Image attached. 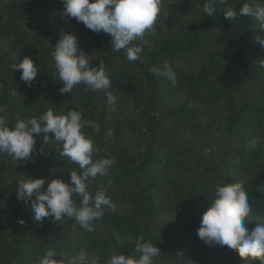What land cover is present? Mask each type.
<instances>
[{"label": "trees", "instance_id": "16d2710c", "mask_svg": "<svg viewBox=\"0 0 264 264\" xmlns=\"http://www.w3.org/2000/svg\"><path fill=\"white\" fill-rule=\"evenodd\" d=\"M245 2L226 0L210 16L203 11L205 0H161L155 32L133 41L143 49L141 63L128 61L124 50L113 51L110 34L62 15V0H0V117L11 129L17 114L29 119L48 109L65 115L78 110L82 119L97 123L98 132L81 129L100 149L93 159L115 163L106 176L88 182V191L103 190L116 205L91 222L93 231L72 218L35 221L30 204L17 198V182L43 178L44 191L51 179L68 182L70 171L81 170L60 155L53 134L47 144L34 134L30 160L0 154V264H38L49 249L58 264L81 251L99 256L101 264L114 253L138 259L140 236L161 249L154 264H191L188 247L205 244L197 230L223 183L243 185L251 207L248 231L264 224V48L256 43L264 29L250 16H223ZM63 33L75 35L89 67L103 63L114 105L82 83L60 93L63 82L54 78L50 53ZM25 57L37 67L31 86L20 70L11 71ZM165 63L177 74L175 86L149 70ZM73 200L79 206L80 197ZM197 264L261 262L213 244Z\"/></svg>", "mask_w": 264, "mask_h": 264}, {"label": "clouds", "instance_id": "9594fccd", "mask_svg": "<svg viewBox=\"0 0 264 264\" xmlns=\"http://www.w3.org/2000/svg\"><path fill=\"white\" fill-rule=\"evenodd\" d=\"M62 3V15L83 22L93 32L110 34L113 51L124 50L130 62H144L142 47L134 45L133 41L143 39L146 32H155L154 25L161 14V0H62ZM225 3L226 0H205L203 11L211 16L216 5ZM223 16L230 20L250 16L264 29V5L257 0H247L238 10L229 7ZM256 43L264 48V38L257 37ZM50 55L56 70L54 78L63 82L59 89L61 94L72 92L75 85L82 83L93 92H104L108 104L116 103L117 97L109 91L112 79L103 63L89 67L90 59L79 48L74 34L63 33ZM261 65L264 66V60H261ZM13 70H20V79L28 86L37 75V67L30 57L19 63L16 60L11 65ZM149 70L176 85L177 74L170 64L165 63L163 69L153 66ZM85 126L99 131V125L82 119V112L78 110H69L65 115L48 109L39 118L29 119H21L17 114L11 129L5 118L0 117V154H7L18 162L30 160L36 144L34 134L40 135L42 142L47 144L51 133V140L62 146L60 155L69 158L81 170L79 173L70 171L68 182L51 179L44 191H41L45 183L43 178L29 176L17 182V198L30 204L35 221L52 218L60 222L72 218L87 231H93L91 222L99 220L105 208L115 211V203L103 190H98L95 195L88 191V182L98 175L106 176L115 161L112 158L93 159V154L100 149L81 131ZM74 195L80 197L79 206L73 200ZM250 211L248 195L241 183L217 185L210 206L202 214L198 238L209 246L226 245L240 258H258L264 264V224H257L249 232L244 225ZM18 223L23 225L25 221L20 218ZM134 251L139 254L138 259L114 253L107 256L103 264H154L153 258L160 254L161 249L151 242H143L140 236L135 241ZM38 264H58L55 251L49 249L39 258ZM63 264H101V261L99 256L88 257L81 251L78 256H66Z\"/></svg>", "mask_w": 264, "mask_h": 264}, {"label": "rangeland", "instance_id": "374dc122", "mask_svg": "<svg viewBox=\"0 0 264 264\" xmlns=\"http://www.w3.org/2000/svg\"><path fill=\"white\" fill-rule=\"evenodd\" d=\"M170 218L173 220V217ZM188 252L191 259V264H197V262L200 260L201 254L206 252V245L203 243L192 245L188 247Z\"/></svg>", "mask_w": 264, "mask_h": 264}]
</instances>
